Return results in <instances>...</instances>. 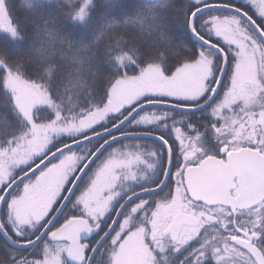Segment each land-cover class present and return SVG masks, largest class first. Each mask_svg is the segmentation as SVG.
I'll use <instances>...</instances> for the list:
<instances>
[{
    "label": "snow or ice",
    "instance_id": "snow-or-ice-1",
    "mask_svg": "<svg viewBox=\"0 0 264 264\" xmlns=\"http://www.w3.org/2000/svg\"><path fill=\"white\" fill-rule=\"evenodd\" d=\"M27 10L0 0V264H264V0Z\"/></svg>",
    "mask_w": 264,
    "mask_h": 264
},
{
    "label": "trees",
    "instance_id": "trees-1",
    "mask_svg": "<svg viewBox=\"0 0 264 264\" xmlns=\"http://www.w3.org/2000/svg\"><path fill=\"white\" fill-rule=\"evenodd\" d=\"M126 3H131L133 2V0H125ZM151 2H159V1H152ZM27 4H28V0H16V15L20 18V19H24V18H31V13L27 10ZM101 9L103 8V4H101ZM123 11V9L121 8H117L116 9V12H121ZM251 14V13H250ZM69 32H71V38L76 40V39H79V32L78 30L76 31H71V30H66L65 31V34H69ZM2 35V34H0ZM111 39H115V37H111ZM108 41L106 40L105 43H107ZM136 43H139V41L137 40ZM0 45H3V41L0 40ZM6 47L8 48L9 50V53L10 54H16L19 49L17 48V46L15 44H8L6 45ZM155 50H153V54H154ZM178 57H181V56H178ZM110 75L109 72L105 71L104 72V78L106 79L108 76ZM133 143H145V142H142V141H132V140H125L123 141V144L124 145H127V144H133ZM146 143H149L151 144V141H147ZM117 147H119V145H117Z\"/></svg>",
    "mask_w": 264,
    "mask_h": 264
},
{
    "label": "rangeland",
    "instance_id": "rangeland-1",
    "mask_svg": "<svg viewBox=\"0 0 264 264\" xmlns=\"http://www.w3.org/2000/svg\"><path fill=\"white\" fill-rule=\"evenodd\" d=\"M177 54H178L177 57L181 56V57H178V58H182L183 57V53H177ZM127 145H131V144H127Z\"/></svg>",
    "mask_w": 264,
    "mask_h": 264
},
{
    "label": "bare ground",
    "instance_id": "bare-ground-1",
    "mask_svg": "<svg viewBox=\"0 0 264 264\" xmlns=\"http://www.w3.org/2000/svg\"><path fill=\"white\" fill-rule=\"evenodd\" d=\"M152 1H159L158 3H163L164 2V0H152ZM154 3V2H153ZM155 3H157V2H155ZM178 55V54H177Z\"/></svg>",
    "mask_w": 264,
    "mask_h": 264
},
{
    "label": "flooded vegetation",
    "instance_id": "flooded-vegetation-1",
    "mask_svg": "<svg viewBox=\"0 0 264 264\" xmlns=\"http://www.w3.org/2000/svg\"><path fill=\"white\" fill-rule=\"evenodd\" d=\"M201 131H203V129H201Z\"/></svg>",
    "mask_w": 264,
    "mask_h": 264
}]
</instances>
